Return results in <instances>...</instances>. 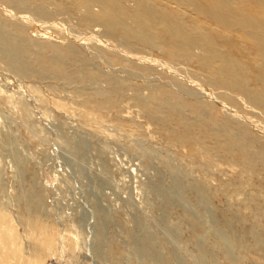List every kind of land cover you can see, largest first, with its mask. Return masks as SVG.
Here are the masks:
<instances>
[{
	"label": "rangeland",
	"instance_id": "374dc122",
	"mask_svg": "<svg viewBox=\"0 0 264 264\" xmlns=\"http://www.w3.org/2000/svg\"><path fill=\"white\" fill-rule=\"evenodd\" d=\"M227 1L119 0L127 39L0 0V264H264V0Z\"/></svg>",
	"mask_w": 264,
	"mask_h": 264
},
{
	"label": "bare ground",
	"instance_id": "6f19581e",
	"mask_svg": "<svg viewBox=\"0 0 264 264\" xmlns=\"http://www.w3.org/2000/svg\"><path fill=\"white\" fill-rule=\"evenodd\" d=\"M93 1H98L99 4L105 8L106 14H101V17H102L101 23L107 24V27H109V28L119 27L122 30V34L125 37L129 35L127 38V39H129L130 30H129V27L126 25V19H127L129 14L120 15L121 13H119L117 11L116 3L119 0H93ZM87 2H88V0H87ZM140 2H142V1H140ZM212 2L216 3L217 9L219 11L218 13H220V11H222L221 12L222 14H236L234 11H231V13H226V12H230L229 9L223 4V3L228 4L227 0H212ZM143 6L144 7H142L140 9L141 6L139 5V7H137L138 9L134 10V12H136V13L138 11L139 14L136 15V21H133V23L135 25L140 26L142 28V32L145 35L142 37L146 38L147 36H149L148 35V32H149L148 23L152 19H154V20L159 19V20H161L160 22H162L163 24L165 23V26H167L166 30L168 29L167 32L171 35V37H173V38L176 37L179 42L187 36V32L181 26H179L178 29H175V26H177V24L173 18H171L170 16L168 18L163 13L157 14L154 12L153 9H151L147 5H143ZM223 10L225 12H223ZM141 14H143V15L141 16ZM227 17H232V16H227ZM223 18H225V17H223ZM216 21L220 22V20H216ZM140 37H141V35H140ZM232 69H233L232 66H231V68L228 67V79L229 80H232L231 74L234 73V71H235V70L233 71ZM221 71H223V69H221ZM235 72H237V71H235ZM263 79H264V76H263Z\"/></svg>",
	"mask_w": 264,
	"mask_h": 264
}]
</instances>
